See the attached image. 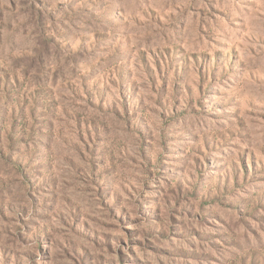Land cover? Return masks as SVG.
I'll use <instances>...</instances> for the list:
<instances>
[{
  "label": "rangeland",
  "instance_id": "1",
  "mask_svg": "<svg viewBox=\"0 0 264 264\" xmlns=\"http://www.w3.org/2000/svg\"><path fill=\"white\" fill-rule=\"evenodd\" d=\"M0 264H264V0H0Z\"/></svg>",
  "mask_w": 264,
  "mask_h": 264
}]
</instances>
